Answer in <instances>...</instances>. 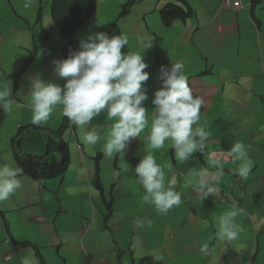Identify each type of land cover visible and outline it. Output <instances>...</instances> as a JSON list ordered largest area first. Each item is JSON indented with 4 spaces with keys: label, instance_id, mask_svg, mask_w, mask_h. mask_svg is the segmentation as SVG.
<instances>
[{
    "label": "crops",
    "instance_id": "1",
    "mask_svg": "<svg viewBox=\"0 0 264 264\" xmlns=\"http://www.w3.org/2000/svg\"><path fill=\"white\" fill-rule=\"evenodd\" d=\"M198 1L200 0L191 2L187 0V3L195 12L196 21L190 22L191 19L183 23L177 21L165 28L164 32L161 31L165 35L167 45L171 48H161L159 49L161 51L152 53L149 60H147L149 67L153 64L156 71L155 75L149 77L145 83H150L154 79L161 80V66L167 67L165 62L173 57V63L176 61L183 62L184 74H196L202 69L205 72L211 69L213 75L219 73L220 88L218 85L205 84L202 79L192 83L194 89L203 90L200 94L196 92V96L202 97L204 105L201 108L199 126L204 127L209 132V138L205 143L204 150L197 152L196 157L189 160L188 163L186 161V164L169 160L170 153H168V149L163 151L165 187L167 188L174 180V190L181 193V200L188 204L194 203L197 205V208L193 212L191 210L189 215L186 214L178 218L176 228L180 229L188 220H194L193 225L190 227V230L193 231V237L199 241H205V238L209 242L212 241L208 253L210 251L214 252L212 255L214 258L210 260L212 257H209L208 261H204L197 254L189 264H264V245L262 248L255 249L246 246L248 238L246 232L248 231L254 232V235L249 237L256 240L261 237L264 242V177H262V174H258L256 170H251L255 173L250 172L247 180L242 181L236 174L240 162L233 163L228 148L230 143L237 141L235 133L223 136L222 132L219 131L212 134L215 130H221L224 124L217 113L219 106H216V110H214V103L211 101V96L215 95L216 100L219 102L220 92L223 101L216 102L218 105L226 103L224 100H233L231 105L236 107L233 109L230 119H235L247 132V136L242 139V142L247 146L248 156L253 162L252 169L258 168L259 158L264 156V3L255 5L250 12L248 6L245 9L242 7L236 10L224 8L221 0H202L201 3L206 2V5L202 10L196 11L194 2ZM177 40L181 42L178 51ZM201 40L211 43L208 48L216 53L217 61H212L210 57L212 53L207 52L209 56L207 66H203L204 62L200 59L199 62L202 64L194 62L197 54L203 50L198 49L196 45V42L200 43ZM170 51L171 54H169ZM157 53H159L158 57L156 56ZM245 54L248 55L246 58L244 57ZM167 58H169L168 61H166ZM198 66H202V68L195 69ZM249 77L252 78L250 82L248 81ZM241 80L247 86H242ZM236 86L241 87V90L231 94L230 91ZM243 94L245 95L244 100H241ZM254 98H257V100L255 101ZM196 126L194 125V127ZM260 128H263V131ZM69 149L71 162L73 158H77L81 168V170H72L75 179L71 187L83 193L84 198H86V204L83 205L85 209L81 211L82 215L79 216L80 218L77 215L72 216L66 210L67 207L60 203L61 198L65 196L59 193L57 195L52 192L60 200L58 201L59 207L47 204V201H49L46 198L47 194L53 191V186H58L57 181L46 185V190L45 188H39L38 201L33 202L34 198H30L23 208L6 204V201L0 202V238L3 237V240H0V264H21L23 255L30 251L34 252L29 247L20 246V242L23 241L17 240L9 231L10 222L15 216L14 213L18 214L25 208L30 209L29 213L33 214V222L45 224L46 229L52 233H59L65 226H68L67 220L62 219L61 216V214L68 212L70 223L67 229L71 227L75 234L80 236L79 239L69 238V235L64 232L66 237L62 239V244L59 246V249L62 250L61 253L58 252L56 255L49 256L44 253V257L41 254L45 264H116L115 262L118 263L119 257L122 264L125 259L127 263L133 264V258L139 259L137 264H163V259L156 260L159 250L148 247L147 244L149 240L156 242L157 239L161 238L164 234L163 229L171 228L170 226L174 223L173 216L159 215L154 210L146 212L140 218L151 221V227L153 228L151 230L150 227L143 229L135 227L134 221L137 218L114 215L117 210L115 206L117 197L113 196V191H118L119 197H122L123 194L131 195L134 186H141L134 174V168L138 163L133 162L134 167L132 170H122L128 177L121 181L122 186L120 189L110 187L109 195L113 200L111 201V216L104 219L103 209L97 200L105 192L101 171L93 170L88 163L83 165L81 153L78 150L76 151L75 147L69 146ZM217 160L220 161L219 167L223 169L220 175L219 191L201 201L200 184L202 179L207 180V176H211L212 180V176L216 174L217 170H210L209 166L215 165L214 162ZM228 165H231L235 170H226L225 167ZM112 171L114 172V170ZM96 177L101 182L100 192L96 188ZM72 178L69 179V184ZM143 192L145 193L144 189ZM221 204H224L226 208L220 211L216 207ZM234 205L243 210L235 218V222L242 229L246 227L248 229L242 230L240 233L239 237L242 240H239L240 243L237 247L226 249L218 244V241H222L216 237L220 218L216 215L222 216L227 211L232 210ZM24 216L27 217V213L24 212ZM51 216H53V219ZM25 217L15 220H18L21 226L25 222ZM158 225H160V228H158ZM258 227L263 228L260 237L257 235ZM177 233L179 232L174 231L173 234L176 235ZM97 234H101L99 246L90 247L91 239ZM64 241H66L65 244H63ZM173 244H177V241L173 240ZM180 250L184 255H188L192 251L198 253L197 250L191 249L189 246L180 248ZM178 253L179 247L175 249L172 255L178 256ZM127 255L130 256V260Z\"/></svg>",
    "mask_w": 264,
    "mask_h": 264
},
{
    "label": "clouds",
    "instance_id": "2",
    "mask_svg": "<svg viewBox=\"0 0 264 264\" xmlns=\"http://www.w3.org/2000/svg\"><path fill=\"white\" fill-rule=\"evenodd\" d=\"M221 2L224 8L238 9L241 6L237 0L233 3H230V0H221ZM79 43L80 50H70L66 59L53 60L54 73L65 79L63 86L42 79L39 74L30 77L29 95L32 116L29 120L34 126L42 127L46 125L45 122L49 120L57 106H60L63 116L74 126L86 129L82 137L83 142L89 146H95L100 140V135L95 128L90 126L102 113H106L108 120L115 119L116 122L109 125L110 134L105 140L103 154L108 158L116 155L114 166L117 168L120 156H124L131 141L139 138L148 124L149 111L145 108L144 102L148 100L145 82L149 79V73L145 69L149 65L140 52L127 54L122 52L128 44V39L124 35H109L107 32L93 31ZM160 78L161 87L155 91L151 102H148L149 105H154V109L151 111V126L147 140L152 150L162 148L163 151L167 150L164 148L165 141L170 140L168 153L174 156L170 160L186 164V161L188 163L196 157L197 152L204 150L209 138V132L199 126L201 108L204 105L202 97L196 96V92L200 94L203 90L194 89L188 82L182 61L171 63L170 67L162 65ZM214 100L217 101L215 95L211 96V101L214 103L213 109L216 110L218 104ZM232 101L224 103V106L231 109L230 112L236 107L231 105ZM13 102V84L9 80L0 86V108L10 111ZM220 117L224 127L221 130H215L212 134L219 131L223 136L235 133L237 141L230 143L232 146L229 155L233 163L240 162L236 174L242 181H245L253 168V162L248 156L247 146L242 142L243 138L236 136L238 132L246 137L247 132L235 119H229L230 117L224 116V113ZM194 125L197 126L194 127ZM260 129L263 131V128ZM33 134L44 136L49 144L50 141H55L54 139L49 140L45 130L27 136ZM139 141L140 139L133 141L130 148L133 149L135 145H139ZM100 149L96 148V153L102 156ZM146 152V149L139 146L138 154L132 158L133 162L138 163L134 168L135 177L145 191L142 198L143 203L152 204L158 214H167L173 207L181 204V193L174 190V180L167 188L165 187L163 169L157 164L155 156L146 154ZM214 163L217 166V172L212 176L211 182L202 179L200 184L201 201L219 191L220 175L223 169L219 167V160ZM90 165L93 170H100V161H94L92 158ZM96 166H98L97 169ZM114 171L122 172V170ZM23 174V168L18 165L0 164V202L9 200L22 187L20 177ZM65 176L66 173L61 178L52 180V182L57 181L58 185L52 192L56 191L54 193L59 195L61 191L67 190ZM95 184L100 190L101 182L98 177L95 178ZM121 186L122 183L119 182L111 185V188L120 189ZM45 187L41 185L39 188ZM62 196L68 197L66 194ZM102 196L106 203L105 195L102 194ZM111 201H108L110 204L108 217L111 214ZM242 211L234 205L232 210L219 218L216 233L219 240L231 242L239 238L243 229L235 222V218ZM108 217L104 214V219ZM134 226L141 229L151 227V221L137 218ZM38 248L41 255V248ZM207 250V244L200 249L202 253H207ZM37 259L35 253L30 251L23 255L21 264H39V259ZM115 263L122 264L120 257L118 263ZM123 264H127L126 259Z\"/></svg>",
    "mask_w": 264,
    "mask_h": 264
},
{
    "label": "rangeland",
    "instance_id": "3",
    "mask_svg": "<svg viewBox=\"0 0 264 264\" xmlns=\"http://www.w3.org/2000/svg\"><path fill=\"white\" fill-rule=\"evenodd\" d=\"M98 4L102 6V4H105L106 0H96ZM111 3L114 4V12L116 16H113L112 22L110 20L103 19L104 25H108L109 23H114L115 18L116 20H121L123 17H119V14L121 12V5L120 7L115 6V0H109ZM172 0H146V2L150 5L152 9H157L160 11V9L167 3ZM177 3L179 1L175 0ZM190 2L193 0H189ZM202 0L198 2H194V8L196 11H200L204 8V5H206V2L201 3ZM51 0H0V86H2L6 81H9L5 77H2L5 74L11 75L15 72V69H17L16 63H23L25 59L29 58V51H33L34 46L40 47V45H45V47H41L38 51L37 60L40 62V69L36 71L37 74L40 75L42 79H45L47 81H51L50 77L57 76L53 69L54 64L53 60H61L62 56L60 55V50L63 45V37L60 35L59 31L55 30L54 21L52 19L51 15ZM125 2V0H124ZM123 2V3H124ZM182 3V2H181ZM147 6V5H146ZM145 6V7H146ZM140 8V7H139ZM131 13V14H130ZM129 13V18H132L134 15L138 13V7L131 10ZM127 16V15H126ZM125 16V17H126ZM153 17H157V15H154ZM192 20L190 22H195L194 18H191ZM152 20H156V18H153ZM116 23V22H115ZM103 25V24H102ZM119 26V25H116ZM110 25L106 27V29H110ZM99 31V30H97ZM76 37L80 40L81 38L80 34L78 33ZM201 46L203 47L202 51L205 50V44L206 40L200 41ZM203 44V45H202ZM177 49H180L178 46ZM149 55V52L144 55V59ZM248 55L245 54V58ZM150 71L154 72L156 71L153 67V64L150 66ZM149 72V70H148ZM25 76H28V73L26 72L23 74ZM10 77V76H9ZM50 78V79H49ZM12 84H14V80H12ZM249 80L251 81L252 78L249 77ZM52 82V81H51ZM145 87L147 89V95L148 100L144 102L145 108L149 111L148 116V124L145 126V129L143 132H150L149 125L151 124V111L154 109V105H149L148 102H151L152 98L154 97L155 91H157L161 87V80L160 79H154L150 83H145ZM220 88V87H219ZM218 88V89H219ZM26 93L30 91L29 87H26ZM239 90H241V87H235L233 90L230 91L231 94L237 93ZM22 95L23 103L24 105L18 104L19 107L23 110L22 113H24V118H21L19 115H21V111L18 107H12L15 106L16 103H13L11 106L10 111H6L7 114L3 120L0 121V164H10L13 166H16L15 161L13 159L12 155V149L10 145V140L13 138L18 130L19 125H26L29 122L27 121L26 112H27V103H30V98L27 100L26 95H24L23 92H20ZM244 94L241 95V100H244ZM219 99L222 102V94L220 92ZM255 101L257 98H254ZM217 102V101H215ZM224 102H229V100H224ZM219 103V102H217ZM249 105V104H248ZM55 115H59V113H55ZM52 116L49 118L47 122H51ZM45 122V123H47ZM57 125V124H56ZM51 130V129H50ZM50 130H45V133L49 135ZM110 134V131L104 132L103 137H108ZM139 145H135L133 149H131L130 145L126 149L124 156H120L118 160L117 168L114 166L116 155H114L112 158H108L103 154V146L102 144L101 149L99 152L102 156L98 158V161H100V170L102 174V180L105 187L104 197L106 199V202L112 200V198L109 195V190L111 185L119 183L123 181L125 178H127V174L121 171H112V170H132L134 167L133 164V156L138 154L139 146L142 149H150V144L147 140V137H139ZM137 138V140H139ZM170 144V140L165 141L164 148L168 149V145ZM232 145H228V148L230 149ZM223 150V149H222ZM86 151L88 154V157L90 159L94 158L96 156V151L94 148H90L89 146L86 147ZM251 152V151H250ZM96 153V154H95ZM7 158V159H6ZM256 159H258L256 157ZM258 162V168L252 169L256 170L258 174H262L264 177V156L263 158H259ZM72 166L68 169L69 171L66 172L65 176V186L67 187L66 191H61V194H66L68 197L61 198V204L67 207V211L73 216L82 215L81 211H83L85 208L83 205L86 204V198H84V194L79 192L77 189L72 188L73 180L75 179V176L72 170H81L80 164L77 161V158H73L71 162ZM198 165V164H197ZM226 170H235L231 165H228L225 167ZM210 170H217V167L215 165L209 166ZM230 173V172H229ZM255 173V171L251 172ZM73 177V178H72ZM211 176H207V181L211 182ZM71 179V183L68 185L69 179ZM231 178V176H230ZM22 181V187L17 190V192L6 201V204H12L16 206L17 208L21 206L23 208L26 205V201L30 198H34L32 200L33 202L38 201L39 199V187L40 185L46 186L49 185L52 180L46 181V183H39L34 180L30 176L22 175L20 177ZM60 181V180H59ZM52 189H56L55 186H53ZM118 189V188H117ZM100 192V190H98ZM56 193V191H54ZM124 193V191H122ZM45 195V193H44ZM145 193L143 192L142 186H134L131 195L123 194L122 197H119L118 191H113V196L117 197L115 199V206L117 208L114 215L120 216L125 215L132 218H140L142 215H144L146 212H150L152 210H155L154 206L149 203L145 204L143 203V196ZM49 201H47L48 205H51L53 207H59L58 201L59 198H57L52 191L47 194V197ZM43 200V199H42ZM98 203L103 209V214L108 213V209L106 207L105 200H103V196L98 197ZM113 201V200H112ZM145 205H148L146 208H143ZM224 204L218 205L216 208L220 211L225 209ZM197 208V205L188 204L182 200L181 204L179 206L173 207L168 213L166 214L169 216H173L174 223L170 226V229H163L164 234L161 238L157 239L156 242L148 241L147 246L151 248H157L159 252L157 253V259L160 260L163 259V264H175L181 262L182 264H189L192 259L198 254V257L201 260L208 261L209 257L213 259L212 256L214 252L210 251L208 253L209 248L211 247L212 241H207L205 238V241H199L198 239L193 237V231L190 230V227L193 225V221H189L186 224H183L184 226H181L180 229H177L176 226L178 224V218L183 217L186 214H190V211ZM222 208V209H221ZM30 209L25 208L23 211L17 213H14L15 216L13 217V220H11V225L9 226V231L12 235L15 236V238L19 241H29L36 246L40 247L41 254L43 257L45 254L47 256L49 255H56L58 252L61 253V249H59V246L62 244V239L66 237L65 233L69 235V238H76L79 239L80 236L75 234V231L69 227L70 223V214L68 212L61 214L62 219L67 220L68 226H65L63 230L59 233H52L51 231L46 229L45 224L41 223H35L32 221L33 214L29 213ZM24 212L27 213V217L24 216ZM191 212V213H192ZM68 213V214H67ZM162 215V214H159ZM111 216V214H110ZM217 217H221V215H216ZM24 218L25 222L23 225L20 226V223L18 220L15 219H21ZM53 219V216H51ZM91 219V218H90ZM19 224V225H18ZM158 228H160V225H158ZM151 230H153L152 227H150ZM247 230L248 228H244L243 230ZM155 230V228H154ZM158 230V229H157ZM263 228L258 227V233L257 235L260 237L262 234ZM68 231V232H67ZM174 231H178L176 235H174ZM158 232V231H157ZM247 236V247L251 248H262L264 245V242L262 238L260 237L259 240L253 239L249 236H253L254 232L248 231L246 232ZM174 235V236H173ZM213 237V235H212ZM5 238V237H4ZM90 238V237H88ZM258 238V237H257ZM144 239V237H142ZM0 240H3V237L0 238ZM173 240L177 241V244H173ZM239 240H242L240 237L231 242L222 241L219 242V245H222V247L228 249L235 248L239 245ZM101 241V234L95 235L91 239V245L90 247H96L99 246V243ZM66 241L63 242L65 244ZM208 250L207 253L202 254L200 251V247H202L205 244H208ZM145 244V243H144ZM185 246H189L191 249H195L198 251V253H194V251L190 252L188 255H184L182 250L180 248H183ZM179 247V253L177 255H172V253L175 252V249ZM200 251V252H199ZM45 253V254H44ZM144 257V255H143ZM128 258V255H127ZM147 258V256H146ZM8 260V259H6ZM6 262V261H5ZM11 262V261H10ZM144 264V263H139Z\"/></svg>",
    "mask_w": 264,
    "mask_h": 264
},
{
    "label": "trees",
    "instance_id": "4",
    "mask_svg": "<svg viewBox=\"0 0 264 264\" xmlns=\"http://www.w3.org/2000/svg\"><path fill=\"white\" fill-rule=\"evenodd\" d=\"M175 0L167 2L161 9L158 11L157 9H152L150 5L146 2V0H115V6H121V12L119 17H123L121 20H116L114 23H109L108 25H104L103 22L105 20H110L112 22L113 16L116 14L114 12V4L109 0H106L105 4H98L96 0H51V15L54 21L55 30L59 31L60 35L63 37V45L60 50V55L63 59H66L70 50H80V41L76 37L79 33L81 38H85L89 33L93 31H103L107 32L109 35H124L128 39V44L122 49L123 53L129 52H140L145 55L149 52V55L145 58V62L149 60L152 53H156V51H161V48H171V46L167 45V41L165 39V35L162 34L161 31L164 32L165 28L171 26L173 23L177 21H181V23L188 21L191 18L196 20V15L194 10L189 6L187 0ZM182 3H181V2ZM235 0H230V3H233ZM241 3L240 8L245 9L248 6L250 12L252 11L255 5H259L261 2L264 3V0H237ZM124 2V3H123ZM249 2L250 4H248ZM121 4V5H120ZM147 5V6H146ZM184 5V6H181ZM252 5V6H251ZM146 6V7H145ZM251 6V7H250ZM138 7V13L134 15L132 18H129V13L131 10ZM140 7V8H139ZM232 9H235L231 7ZM237 10V9H236ZM131 14V13H130ZM127 15V16H126ZM157 15V17H153ZM126 16V17H125ZM156 18V20H153ZM192 20V19H191ZM116 22V23H115ZM103 24V25H102ZM111 26L110 29H106L107 26ZM119 25V26H116ZM178 42V40H177ZM163 44V45H162ZM211 43L205 44V50L201 51L197 54L196 61L199 62V59L204 62L203 66H207L208 53H212L210 56L212 61L216 60V53L212 52L211 48H208V45ZM177 45L180 47L181 42H178ZM198 49H203L201 43L196 42ZM203 45V44H202ZM41 47H45V45L34 46L33 51H29V58L25 59L23 63H16L17 69L11 75L5 74L2 77L6 79L14 80L13 84V103H16L15 106L18 107L22 113V109L18 104L24 105L22 95L20 92H23L26 95V99L30 98V91L28 94L26 93V87H31L30 85V77L37 75L36 71L40 69V62L37 60L38 51ZM176 49V48H175ZM195 49V45H194ZM179 49H177L178 51ZM171 54V51L169 52ZM159 53L156 54L158 57ZM173 58H167L165 62L167 67L171 66L173 63ZM217 61V60H216ZM216 66V65H215ZM218 67V66H216ZM202 66H198L195 69H201ZM149 70V72H148ZM150 67L146 69L149 73V77L155 75V71H150ZM193 70V69H192ZM211 69H208L207 72L204 69L199 70L196 74L188 73L185 74L188 78V82L191 84L195 83V81L203 80L205 84L218 85V74H211ZM32 71V72H31ZM28 73V76L23 74ZM1 74V69H0ZM10 76V77H9ZM40 76V75H39ZM53 83L59 84L63 86L65 83L64 78H60L59 76L50 77ZM49 78V79H50ZM244 78V77H243ZM248 79V78H247ZM250 82V80L248 79ZM147 82V81H146ZM242 86H247L243 80H241ZM259 87V85H258ZM28 106L26 112L27 121L32 116L30 103L26 102ZM218 114L221 115L224 113L230 117L233 112H230L231 109L226 105H218ZM55 113H59V115H55ZM7 112L0 108V121L3 120L6 116ZM150 114V113H149ZM21 118H24V113L19 115ZM51 122L45 123L44 126H34L31 124V120H29V124L21 125L17 130L16 135L11 138L10 145L12 149L13 159L15 164L23 168L25 176H30L34 180H36L39 185L41 183H46L48 180H53L55 178H60L64 175L67 170L72 166L71 157L69 154V146L75 147L76 151L82 155V162L84 164H91L92 159L88 157L86 149L87 145L83 142V135L86 131L84 128H80L74 126L66 117L63 116L62 108L57 106L56 110L52 113ZM50 116V117H51ZM230 119V118H229ZM115 119L108 120L106 113H102L98 118H96L91 128H95L100 135V140L95 146H89L90 148H101L102 144L105 143L107 137L104 136V132L110 131L109 125L115 123ZM57 124V125H56ZM151 124L149 125L150 128ZM51 129L50 133L47 137L49 140L54 139L55 141H50L49 148L47 149L46 155L41 158H33L31 156H27L23 153L21 148V140L32 133L40 132L42 130ZM149 133L141 132V137H147ZM139 136V137H140ZM238 138H244L241 133L237 132ZM139 139V138H138ZM136 139L132 141H136ZM131 141V143H132ZM68 142V143H67ZM130 143V144H131ZM69 144V145H68ZM81 147V149H78ZM146 154H153L155 156L156 162L163 169L165 167V163L163 161V150H152L151 148L147 150ZM60 157V158H59ZM99 154L93 158L94 161H98ZM193 157V156H192ZM173 158V155H170L169 160ZM7 159V158H6ZM98 166H96L97 169ZM164 170V169H163ZM41 187V185H40ZM47 187H45V190ZM107 209L109 208V202H106ZM110 211V209H108ZM109 213L106 214L108 217ZM20 246L22 247H31L36 253L37 258L39 259L40 264H45L43 258L39 253V248L31 242L23 241L20 242ZM133 250V249H132ZM134 251V250H133ZM129 252V251H128ZM129 254H131L129 252ZM128 259L130 260V256L128 255ZM139 259L133 258V264H137ZM131 264V263H127Z\"/></svg>",
    "mask_w": 264,
    "mask_h": 264
},
{
    "label": "water",
    "instance_id": "5",
    "mask_svg": "<svg viewBox=\"0 0 264 264\" xmlns=\"http://www.w3.org/2000/svg\"><path fill=\"white\" fill-rule=\"evenodd\" d=\"M48 144L49 142L44 136L33 134L22 140L21 147L26 155L42 158L47 152Z\"/></svg>",
    "mask_w": 264,
    "mask_h": 264
}]
</instances>
